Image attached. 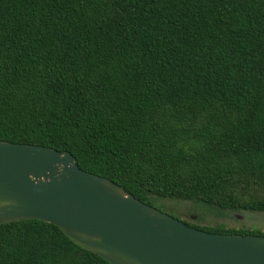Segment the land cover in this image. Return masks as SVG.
Returning <instances> with one entry per match:
<instances>
[{
  "label": "trees",
  "instance_id": "16d2710c",
  "mask_svg": "<svg viewBox=\"0 0 264 264\" xmlns=\"http://www.w3.org/2000/svg\"><path fill=\"white\" fill-rule=\"evenodd\" d=\"M0 140L161 211L264 212V0H0ZM0 264L111 263L23 219L0 224Z\"/></svg>",
  "mask_w": 264,
  "mask_h": 264
},
{
  "label": "water",
  "instance_id": "95a60500",
  "mask_svg": "<svg viewBox=\"0 0 264 264\" xmlns=\"http://www.w3.org/2000/svg\"><path fill=\"white\" fill-rule=\"evenodd\" d=\"M23 219L53 223L111 264H264V235L189 226L66 150L0 140V224Z\"/></svg>",
  "mask_w": 264,
  "mask_h": 264
},
{
  "label": "rangeland",
  "instance_id": "374dc122",
  "mask_svg": "<svg viewBox=\"0 0 264 264\" xmlns=\"http://www.w3.org/2000/svg\"><path fill=\"white\" fill-rule=\"evenodd\" d=\"M165 213L199 226H222L224 228L258 231L264 235V212L250 210L218 209L212 206L168 197H152Z\"/></svg>",
  "mask_w": 264,
  "mask_h": 264
}]
</instances>
